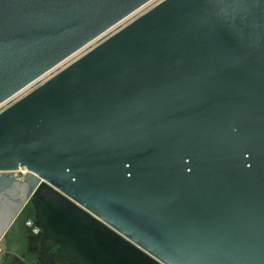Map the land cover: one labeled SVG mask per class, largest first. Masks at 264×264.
I'll use <instances>...</instances> for the list:
<instances>
[{
    "label": "water",
    "instance_id": "obj_1",
    "mask_svg": "<svg viewBox=\"0 0 264 264\" xmlns=\"http://www.w3.org/2000/svg\"><path fill=\"white\" fill-rule=\"evenodd\" d=\"M152 1L0 0V106ZM29 202L56 264H264V0H162L2 110L0 240Z\"/></svg>",
    "mask_w": 264,
    "mask_h": 264
},
{
    "label": "flooded vegetation",
    "instance_id": "obj_2",
    "mask_svg": "<svg viewBox=\"0 0 264 264\" xmlns=\"http://www.w3.org/2000/svg\"><path fill=\"white\" fill-rule=\"evenodd\" d=\"M37 211L35 205L27 203L17 217L14 225L2 238L7 255H14L18 263L15 264H56L54 255L58 247L45 248L44 244L36 241V237L42 231L36 226ZM14 244L11 253L10 245ZM68 261L66 264H70Z\"/></svg>",
    "mask_w": 264,
    "mask_h": 264
},
{
    "label": "rangeland",
    "instance_id": "obj_3",
    "mask_svg": "<svg viewBox=\"0 0 264 264\" xmlns=\"http://www.w3.org/2000/svg\"><path fill=\"white\" fill-rule=\"evenodd\" d=\"M160 0H155L154 2H152L151 4H149L148 6H146L142 11L138 12L137 14L133 15L131 18H129L128 20H126L125 22H123L120 26L112 29L111 31H109L108 33H106L105 35H103L101 38L97 39L96 41H94L93 43H91L90 45H88L87 47H85L83 50L79 51L78 53H76L74 56H72L70 59H68L66 62L62 63L61 65H59L57 68L53 69L51 72H49L48 74H46L43 78L39 79L37 82H35L34 84H32L30 87H28L26 90H24L23 92H21V94L19 96H17L19 99L22 98L23 96H25L26 94H28L29 92L33 91L34 89H36L37 87H39L41 84H43L46 80H48L50 77H52L53 75H55L56 73H58L60 70H62L63 68H65L67 65H69L70 63H72L73 61H75L76 59H78L79 57H81L83 54H85L86 52H88L89 50H91L94 46H96L97 44L101 43L103 40H105L106 38H108L110 35H112L113 33H115L122 25H127L129 23V21L137 18L142 12L148 10L150 7L154 6L156 3H158ZM15 99V98H14ZM14 99L10 102H12V104L14 103ZM17 101V100H16ZM15 101V102H16ZM9 102V103H10ZM8 104V106H10L11 104ZM7 106V107H8ZM6 107V108H7ZM25 173V171H22L19 173V175H23ZM14 225V224H13ZM1 244H0V251H1ZM0 260H1V255H0Z\"/></svg>",
    "mask_w": 264,
    "mask_h": 264
},
{
    "label": "crops",
    "instance_id": "obj_4",
    "mask_svg": "<svg viewBox=\"0 0 264 264\" xmlns=\"http://www.w3.org/2000/svg\"><path fill=\"white\" fill-rule=\"evenodd\" d=\"M0 244L2 246L1 251H0V255H1L0 264H15L16 262L18 263L16 258L13 257L14 255L11 254L10 256L5 253V246H4L3 239L0 240ZM13 247H14V244L11 243L10 245L11 253L12 251H15Z\"/></svg>",
    "mask_w": 264,
    "mask_h": 264
},
{
    "label": "built area",
    "instance_id": "obj_5",
    "mask_svg": "<svg viewBox=\"0 0 264 264\" xmlns=\"http://www.w3.org/2000/svg\"><path fill=\"white\" fill-rule=\"evenodd\" d=\"M154 1H155V0H153L152 2H154ZM161 1H162V0H160L159 2H161ZM152 2H150L149 4H151ZM159 2H158V3H159ZM149 4H147L146 6H148ZM156 4H157V3H156ZM156 4H155V5H156ZM146 6H144V7L141 8L140 10H138V11H137L136 13H134L133 15H135V14H137L138 12L142 11ZM152 7H153V6H152ZM150 8H151V7H150ZM150 8H149V9H150ZM146 11H147V10H146ZM146 11H144V12H146ZM144 12H142V13H144ZM142 13H141V14H142ZM141 14H140V15H141ZM133 15H132V16H133ZM140 15H139V16H140ZM132 16H130L129 18H131ZM129 18H127L126 20H128ZM126 20H124L123 22H125ZM133 20H134V19H133ZM123 22L119 23L116 27L120 26ZM130 22H131V20L129 21V23H130ZM123 26H124V25H122L119 29H121ZM116 27H114V28H116ZM114 28H113V29H114ZM119 29H118V30H119ZM118 30H117V31H118ZM110 31H111V30H110ZM107 33H108V32H107ZM100 38H101V37H100ZM69 59H70V58H69ZM66 61H67V60H66ZM66 61H65V62H66ZM43 77H44V76H43ZM43 77H42V78H43ZM40 79H41V78H40ZM36 82H37V81H36ZM34 83H35V82H34ZM34 83H33V84H34ZM30 86H31V85H30ZM30 86H29V87H30ZM26 89H27V88H26ZM26 89H25V90H26ZM23 91H24V90H23ZM23 91H21V92H23ZM21 92H20L19 94L15 95L14 97H12L11 99H9L8 101H6L4 104H2V105L0 106V112H1L2 110H4V109L8 106L7 103H9L10 101H12L14 98H15V99H14L13 102H15L16 100H18L19 98H18L17 96H19V95L21 94ZM9 104H12V102H10Z\"/></svg>",
    "mask_w": 264,
    "mask_h": 264
}]
</instances>
